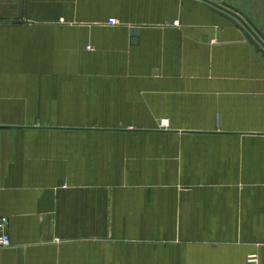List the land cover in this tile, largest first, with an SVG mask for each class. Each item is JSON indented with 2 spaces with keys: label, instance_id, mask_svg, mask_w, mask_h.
Listing matches in <instances>:
<instances>
[{
  "label": "crops",
  "instance_id": "obj_1",
  "mask_svg": "<svg viewBox=\"0 0 264 264\" xmlns=\"http://www.w3.org/2000/svg\"><path fill=\"white\" fill-rule=\"evenodd\" d=\"M0 216V264H264V57L202 0H0Z\"/></svg>",
  "mask_w": 264,
  "mask_h": 264
},
{
  "label": "water",
  "instance_id": "obj_2",
  "mask_svg": "<svg viewBox=\"0 0 264 264\" xmlns=\"http://www.w3.org/2000/svg\"><path fill=\"white\" fill-rule=\"evenodd\" d=\"M202 1L210 6L214 13L224 17L234 27L241 30L255 50L264 57V37L239 11L225 3L218 4L209 0Z\"/></svg>",
  "mask_w": 264,
  "mask_h": 264
},
{
  "label": "rangeland",
  "instance_id": "obj_3",
  "mask_svg": "<svg viewBox=\"0 0 264 264\" xmlns=\"http://www.w3.org/2000/svg\"><path fill=\"white\" fill-rule=\"evenodd\" d=\"M111 133H108V132H99V133H97L96 135H95V138H97V139H99V140H108L110 137H111ZM128 135H129V137H127L126 136V138H128V139H163V137H152V136H150V135H143L142 137L140 136V134H133V135H131V134H129L128 133ZM121 139V138H123L122 136H120V137H117L116 136V138L115 139ZM187 138H189V139H193V138H195V139H201L202 138V136H194V137H187ZM186 137H184V136H182V137H177V140H182V139H187ZM150 148H153V149H151V150H154V147H150ZM176 147H167V146H157V149H158V151H160L161 153H167L168 151H174L173 149H175ZM163 157H167V156H163ZM168 157H170V156H168ZM169 159V158H168Z\"/></svg>",
  "mask_w": 264,
  "mask_h": 264
},
{
  "label": "built area",
  "instance_id": "obj_4",
  "mask_svg": "<svg viewBox=\"0 0 264 264\" xmlns=\"http://www.w3.org/2000/svg\"><path fill=\"white\" fill-rule=\"evenodd\" d=\"M177 22L175 21L174 24ZM117 21L115 19H109L107 21V25L114 26L117 25ZM8 227V219L4 216H0V247H7L10 244L9 236L7 233ZM246 264H256V258L254 255H250L247 260Z\"/></svg>",
  "mask_w": 264,
  "mask_h": 264
}]
</instances>
